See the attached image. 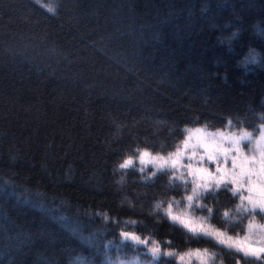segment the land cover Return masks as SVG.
I'll use <instances>...</instances> for the list:
<instances>
[{
  "label": "trees",
  "instance_id": "trees-1",
  "mask_svg": "<svg viewBox=\"0 0 264 264\" xmlns=\"http://www.w3.org/2000/svg\"><path fill=\"white\" fill-rule=\"evenodd\" d=\"M264 119V0H0V264H153L193 248L264 264L194 235L156 205L187 189L116 167L167 153L187 127L255 130ZM212 224L227 188L203 197ZM220 251V253L218 252Z\"/></svg>",
  "mask_w": 264,
  "mask_h": 264
},
{
  "label": "rangeland",
  "instance_id": "rangeland-1",
  "mask_svg": "<svg viewBox=\"0 0 264 264\" xmlns=\"http://www.w3.org/2000/svg\"><path fill=\"white\" fill-rule=\"evenodd\" d=\"M36 1L44 7H48L51 0ZM262 133H264V119L255 130L236 127L231 121H228L225 128L215 130L206 129L204 126L187 127L184 129L182 138L176 142L175 147L169 152L153 153L147 149L138 150L135 154L125 157L124 159V161L126 159H131V165L122 168L121 164L124 162L123 161L118 165V167H116V170L120 175H123L125 170L134 169L141 176L146 178H151L160 172H167L171 180L181 183L187 189V194L182 199H172L164 204L159 203L156 205V210L162 213L169 221L180 225L168 218L166 210L171 207L173 213H187L206 226H209L211 230H217L224 233L226 237H239L241 239L248 237L250 243L264 245V214L247 207V200L241 199L242 195L247 196V192L244 191V189H240L239 191L233 193L232 184L222 183L217 186L214 181L208 182L209 186L207 189L202 187L197 188V183L202 185L204 182L197 181L195 174V170L200 168L207 169L213 176L216 177L221 175L220 170H234L233 159L238 155L237 149L243 150L246 156L264 157V139H262ZM144 151L148 152L152 157L163 159L165 161L163 166H158L159 160L155 162L141 163L140 154ZM210 156L213 158L209 159ZM173 159L178 160V163L174 166L169 163V161ZM223 187L229 189L238 198L237 205L231 211L225 212L224 218L231 224L236 222L238 223L244 218L245 224L243 225V230L240 232H231L230 227H218L212 224L210 220L212 211L208 204L204 201L203 197L209 191L217 190ZM188 196L193 197L191 201L187 199ZM250 223H255L256 226L249 229ZM190 233L210 238L220 247H224L228 250H233L244 255L236 250L234 246H230V243L227 240H225L224 243H221L220 240L224 237H216L205 232ZM123 238L129 240L134 245L143 246L148 255L135 256L131 258L122 257L109 264H153V261L163 254L160 250L161 254L153 256L150 249L153 247L154 241L140 238V240L145 241V243H140L137 240L127 238L124 234ZM155 246H157L156 243ZM196 250H199L202 254H204L203 259L205 264H223L222 261L217 258L215 252L205 248H193L183 253H178L175 255L177 261L180 264H201L200 259H198L195 255H186V253L195 252ZM218 252L220 253V251ZM181 256L184 257L183 260L180 259ZM261 257H264V253H262L259 258ZM237 264L240 263L238 262Z\"/></svg>",
  "mask_w": 264,
  "mask_h": 264
},
{
  "label": "snow or ice",
  "instance_id": "snow-or-ice-1",
  "mask_svg": "<svg viewBox=\"0 0 264 264\" xmlns=\"http://www.w3.org/2000/svg\"><path fill=\"white\" fill-rule=\"evenodd\" d=\"M262 139H264V133L261 134ZM238 155L233 159V169L229 170H220L221 175L216 177L213 176L207 169L200 168L195 170V174L197 177V181H203L204 183L201 185L197 183V188L207 189L209 186V181H214L217 186L222 183H230L232 184L233 193L239 191L240 189H244L247 192V196H241L242 200H247V207L251 208L254 211H258L261 214H264V157H251L246 156L245 152L241 149H237ZM213 157H209L212 159ZM141 163H149L155 162L159 160L158 166H163L165 161L158 157H152L148 152L144 151L140 154ZM132 160L126 159L121 167H127L131 165ZM171 165H176L178 163L177 159H173L169 161ZM195 194V190H194ZM192 196H188L187 199L189 201L192 200ZM168 218L176 223L182 225L185 229L190 232H205L209 235H213L216 237H224L220 240L221 243H224L227 240L230 243V246H234L236 250L243 253L244 256H254L259 258L262 253H264V245H257L249 242L248 237L244 238H233L226 237L224 233L219 232L217 230H211L209 226H206L202 222L193 218L192 216L185 214H175L172 212L171 207L166 210ZM255 223H250L249 229L255 227ZM127 238H131L137 240L140 243H145L144 240H140V238L135 235H130L129 233H124ZM153 253V256L161 254L160 248L155 246V242H153V247L150 249ZM163 255L168 256L172 255L170 251L165 250ZM188 256L195 255L198 259H200L201 264H205L203 255L199 250L195 252L186 253ZM181 260L184 259L183 256L180 257Z\"/></svg>",
  "mask_w": 264,
  "mask_h": 264
}]
</instances>
